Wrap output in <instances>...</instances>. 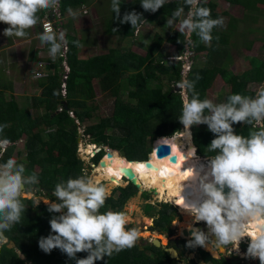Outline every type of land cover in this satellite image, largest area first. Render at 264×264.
I'll use <instances>...</instances> for the list:
<instances>
[{
  "label": "trees",
  "instance_id": "1",
  "mask_svg": "<svg viewBox=\"0 0 264 264\" xmlns=\"http://www.w3.org/2000/svg\"><path fill=\"white\" fill-rule=\"evenodd\" d=\"M231 1L241 5L242 18L231 17L229 22L224 23L223 26L214 27L212 30L213 39L210 44H205L193 33V44L190 51L193 56L205 53V62L203 65L198 64L195 62V58L191 57V69L183 79L184 60L169 59L170 56L165 55L163 47L164 43L175 47V55L171 57L182 58L185 56V37L167 24L168 19H173V12L178 7H183L184 14L187 15L190 9L185 0H171L170 3L165 4L154 13L146 12L141 6V0H121V18L125 12L135 10L143 14L146 20L143 23L159 26L164 35L155 34L151 44L148 45L146 54H137L128 47L135 42V32L141 24L135 29L132 28L130 22L121 24L118 19L114 18L115 13L112 11V17L107 23V34L111 37L118 36L122 44L109 49L105 54L88 58L81 57L79 46L73 43L78 41V35L76 37L68 35L64 29V23H67L66 12L69 9L73 10V8L85 5L86 1L59 0V11L62 18L56 21L55 25L59 28L56 31L61 29L65 33L67 51L64 55L58 54L55 58L48 55V57L37 59L47 63L46 69L51 72L45 78L37 80L40 94L36 98V103L43 108V112L34 115L27 108L22 107L12 94V84L0 88V125L8 124L0 138L7 137L12 144L0 157V163L10 157L14 158L13 144L24 137L23 147L34 158V162L27 163L25 169L30 174L38 175V183L33 185L34 187L53 193L56 184L61 181L66 182L69 178L88 176L83 174L82 162L78 159L76 151L80 145L79 127L93 118V110L97 108L94 106L88 108L89 102L93 101L95 96L94 79H98L103 92H107L114 99V107L110 116L101 118L96 124L87 125L82 135L89 138L91 144L99 145L97 146L98 154L96 153L97 155L95 154L96 156L92 160L95 166L99 162L100 165L105 161L113 164L106 166V170L109 168L120 169L119 166L124 164V156L133 162L146 161L148 154H155L159 145H167L174 133L181 132L183 124L179 117L182 115V98L181 93L175 89L176 83L185 79L195 81V91L201 100L208 99L207 92L217 78L229 86L226 100L229 95L236 93L254 96L255 93L250 91L248 86L250 84L264 85V61L257 62L256 59H251L249 69L235 75L230 71L228 59L231 50L239 48L248 50L252 45L253 39L250 38V35L257 34V29L253 25L260 18L259 5H264V0ZM201 5L210 9L208 0H201ZM47 13V10H42L37 15L41 19ZM225 15L224 12L222 16ZM244 15L249 19L251 26L243 27L238 31L239 21H243ZM47 17L54 16L48 13ZM210 18H220V15L211 10ZM173 20H179V18ZM113 28L117 31H114ZM214 35L222 36L223 42L217 44ZM237 35L242 36L240 40H236ZM245 35H248L250 39L243 37ZM31 57L32 51L29 52L28 60ZM63 61L71 69L66 83V97L62 95ZM163 77H166L167 82L171 83L168 90L163 88ZM124 79H127L133 88L128 93L127 99L121 96L120 91V83ZM151 82H155L156 86H150ZM6 91L9 92L8 98L5 97ZM161 96L164 98L157 102L156 98ZM63 102L67 104L68 112L64 109ZM71 113L75 119L71 117ZM233 128L237 134L243 136H248L251 131L257 130L255 125L241 123L234 124ZM46 132L47 139L44 138ZM191 135L197 154L210 160L215 153L208 152V146L215 138V134L208 129L207 125L201 124L191 127ZM148 149L150 150L148 151ZM101 151L105 152V155ZM119 163L121 164L119 165ZM36 168L39 169V172ZM203 168L208 169V161L204 160ZM119 175L116 180L121 178V172ZM103 176H107L106 180L109 182L114 180L104 172ZM101 179V177L98 178L97 182ZM113 183L118 184L115 181ZM113 188L116 187L113 186ZM115 193L117 196L114 195ZM134 193L139 195L140 190L130 184L125 188H117L107 198L100 211H121ZM24 203L26 207L21 222L13 225L9 235L8 242H13L15 248L8 250V243L0 245V264H76L75 259L69 258L58 248L53 249L50 253H45L39 247L41 237L54 234L51 232L50 220L53 216H59V213L49 212L48 206H39L32 210L31 200L25 199ZM172 211L174 208L171 205L166 203L161 205L157 220L154 222V227L159 232L171 225L170 213ZM186 245L187 241L180 240L175 244L169 243L168 249H174L178 255H182L188 249ZM189 249V253L196 252L204 264H230L223 258L210 257L200 247L196 249L189 247ZM17 252L24 256L25 261L19 259ZM76 256L77 259L84 258L87 253L79 252ZM170 262L168 253L162 249L154 248L151 244H146L142 245V249H139V246H134L119 253H113L110 257L96 261V264H170ZM188 264L197 263L192 260Z\"/></svg>",
  "mask_w": 264,
  "mask_h": 264
},
{
  "label": "clouds",
  "instance_id": "2",
  "mask_svg": "<svg viewBox=\"0 0 264 264\" xmlns=\"http://www.w3.org/2000/svg\"><path fill=\"white\" fill-rule=\"evenodd\" d=\"M170 2L171 0H141V6L146 12L154 13ZM185 3L190 10L180 20L176 30L185 37L184 53L188 55L187 49L193 44V33L205 44H210L213 28L223 26L224 20L210 18L211 10L202 6L201 0H185ZM121 4V0H111L114 18L121 24L130 22L135 29L146 21L143 14L135 10L125 12L121 18ZM58 7L59 0H0V22L8 25L3 34L6 37H26L27 30L35 27L40 21L37 13ZM69 12L74 18L79 16L78 12L71 9ZM183 13L184 8L178 7L173 12V19L181 17ZM167 24L172 27L173 21L167 20ZM113 30L117 31L115 28ZM40 39L50 45L49 53L53 58L58 54L64 55L67 51L63 30L57 33L51 26L44 25ZM73 43L79 46L78 41ZM38 62L44 61H36L34 76L36 72L47 71L46 66L44 70L39 68ZM65 65L67 63L63 61L62 93L63 76L67 73ZM179 88L182 90V115L179 120L185 129L183 134L190 136L191 127L201 124L207 125L215 134L208 146V152L215 155L211 156L210 160L205 158L208 160V170L200 177L196 198L184 202V198L179 194L183 200V210L194 217L193 223L200 222L199 225H204L205 222L209 229L206 233L193 227V224H188L191 239L187 241L186 246L221 249L222 245H231L239 252V244L242 238L247 236L250 237V243L247 244L246 257L258 258L260 264H264V85L259 87L254 96L231 94L226 102L222 103H214L207 98L201 100L195 91V81L185 79L179 84ZM66 95L67 92L63 94L64 97ZM71 117L75 119L74 115ZM237 123L255 125L257 130L251 131L248 136L237 134L233 128ZM77 124L79 125L78 122ZM7 127V123L0 125V136ZM176 133L173 134V139ZM10 143L7 137L0 138V157L12 146ZM96 155L87 157L92 161ZM149 155L144 163L149 162ZM80 156L84 155L77 147V157ZM93 168H96L94 164ZM25 171L24 164L18 163L15 158L10 157L0 163V245L7 242L4 232L21 222L26 207L24 194L38 183L36 173L26 175ZM128 185L129 183L126 186ZM225 188L228 189L227 192ZM182 189L183 185L181 192ZM53 195L60 202L43 199L44 203L48 205L49 212L61 214L53 216L50 220L51 232L54 234L39 240V247L45 253L58 248L69 258L75 259L76 264H96V261L103 260L104 257L134 247L139 239L138 230L127 227L126 212L100 211L109 192L104 182L97 183L95 176H80L69 178L66 182L61 181L56 184ZM40 201L41 199L35 200L34 205ZM167 204L176 208L169 202ZM64 209L66 212L62 211ZM250 227L254 228L255 232H249ZM213 235L216 237L215 241L211 238ZM247 237L246 240H249ZM79 252H86L87 256L77 259L76 254Z\"/></svg>",
  "mask_w": 264,
  "mask_h": 264
},
{
  "label": "rangeland",
  "instance_id": "3",
  "mask_svg": "<svg viewBox=\"0 0 264 264\" xmlns=\"http://www.w3.org/2000/svg\"><path fill=\"white\" fill-rule=\"evenodd\" d=\"M85 5H81L77 8H73L72 11L78 12V17H73L69 11H67L65 14L66 24L64 23V29L66 34L73 35L76 37L78 35V42H79V52L81 54V57L88 58L95 55H101L105 54L109 51V49L113 47L120 46L121 40L118 36H109L107 34V23L112 17V9H111V0H85ZM130 1V0H129ZM239 1V0H237ZM210 9L219 14L220 18H223L224 23H228L229 19L231 17H239L242 18L243 16V9L241 8V5L238 3H233L231 0H208ZM85 7V10L83 7ZM261 9V14L258 22H256L253 26L257 29V34L250 35V38L253 39L252 45L249 47L248 50L245 49H237V50H231L230 56H229V63H230V71H232L235 75L240 74L244 70H248V61L250 59H257L260 61H264V5H259ZM226 13L225 16H222L223 13ZM40 13V12H39ZM38 14V13H37ZM186 15L183 13L181 17H179V20H173V29H177L179 27L180 20H182ZM245 16V15H244ZM64 17V16H63ZM62 16L57 15L55 18L56 21L61 20ZM240 25L238 26V31L241 30L243 27L251 26V23L247 16L243 19L242 22H240ZM40 24V23H37ZM33 29H29L28 35L24 38H28L29 45L33 48H37L41 46L40 42V33L41 29L37 27L35 29V34L32 31ZM61 30V29H60ZM59 31H57L58 33ZM161 34L164 35L162 29L159 26L156 25H150L149 23H142L141 26L136 30L135 32V42L130 45V50L134 51L137 54L145 55L148 49V45L151 44V41L155 34ZM242 36L237 35L236 40H240ZM245 38H249L248 35L243 36ZM214 40L217 44H220L223 42L222 36L220 35H214ZM7 39V44L8 40ZM43 47V46H42ZM4 47L1 46L0 49H3ZM64 51V50H62ZM175 47L164 43L163 52L165 55L170 56L169 59H171L172 55H175ZM188 55L187 57H194L195 62L198 64L203 65L205 62V53H201L198 56L195 54L193 56V53L190 51V48L187 49ZM14 54L9 51H3L0 52V88L6 87V85L12 84V94L17 98L20 105L24 108H27L29 111L34 113V115L39 114L40 112H43V108L39 107L36 103V98L40 94V87L37 84V80L34 78V72L37 69V66L34 67V65H31L30 67L24 64L20 59H14ZM23 59L28 57V52L26 50H22V53L20 54ZM50 55L49 50L44 51V54L42 53V56L48 57ZM185 56V57H186ZM14 60V61H13ZM31 61H29L28 64H30ZM190 62H192V58L190 59ZM63 63V62H62ZM36 64V63H35ZM30 68V69H29ZM29 69V70H28ZM46 73H50L49 70L46 71ZM184 78V77H183ZM184 80H182L179 83H182ZM162 84L164 90H168L171 83L167 82L166 77H163ZM94 85V92L95 96L93 101L89 102L88 108L91 107H97L95 110H93V118L87 122L86 124L80 125L78 130V138L80 141L79 145V151L82 155L94 156L99 148L97 146H91V140L87 137H83V130L87 125H93L96 124L101 118H105L111 115L112 108L114 107V99L109 96L107 92H103L102 88L100 87V82L98 79L93 80ZM150 86L155 87L156 83L151 82ZM260 86L256 84H251L248 89L250 91H253L256 93V91L259 89ZM133 89L129 81L127 79H124L120 83V91L121 96L124 99L128 98V93L130 90ZM175 89L178 93H181V89L179 87L175 86ZM229 90V86L227 84L222 83L218 78L216 79V82L213 84V86L208 90L207 96L208 99L212 100L214 103H222L226 101V93ZM64 93H62L63 95ZM5 97H9V92L6 91ZM164 98V96L157 97L156 101H160ZM182 98V97H181ZM185 129L183 127L181 135L176 134L175 139H172L167 143L168 146L171 145H182L183 142V133ZM109 133V131H108ZM44 138L47 139V132L44 134ZM24 137L20 139L18 142L14 143V152L13 156L17 160L18 163L24 164V166L27 163L34 162L33 156L28 153L24 146ZM154 141V140H153ZM88 146V147H87ZM153 146V142H152ZM85 150V151H84ZM89 150V154L86 155V151ZM150 149H148L149 151ZM18 153V155H17ZM105 153V152H104ZM77 154V151H76ZM197 154V153H196ZM102 155V154H101ZM100 155V156H101ZM105 155V154H104ZM126 157V156H125ZM127 158V157H126ZM204 158V157H203ZM128 159V158H127ZM126 159V160H127ZM205 159V158H204ZM208 159V158H207ZM82 168L86 170V175L88 176H95L97 179L102 178L99 182H104V185L106 186L109 196L112 194L114 190L117 188H125L128 182L126 179L128 176H126V173H122V178L119 180H116L118 178V175L116 178H112L114 180H111L110 182L106 180V177L103 176V173H98L96 171V168L99 167V163L96 166L95 170L92 168L93 164L92 161L88 158L82 159ZM125 160V159H124ZM203 161V159H201ZM101 161V160H100ZM109 165H112L109 163ZM99 169V168H98ZM26 170V169H25ZM37 172H39V169L36 168ZM88 170V171H87ZM108 170H114V169H108ZM108 170L105 169L104 173L107 174ZM26 175H29V171H25ZM123 178L125 180H123ZM139 181V179H137ZM117 182L118 184H115L113 182ZM97 182V183H99ZM111 186H107L108 184ZM140 183V182H139ZM116 187V188H113ZM117 196V193L114 194ZM108 196V197H109ZM24 200H31L32 202V210H34L36 207L39 206H48L44 203L43 199H49L50 202H55L53 198L47 197L43 193L37 192L32 194H24ZM41 199L39 204L34 205V201ZM58 202H60L58 200ZM167 204V200L165 197H159L156 195L153 191L147 190L145 187L140 189V194L135 195L133 194L132 198L123 206L121 211H124L128 214V228H135L139 232V239L137 240L135 246H139V249H142V245L150 244V240L154 238H158L159 235L162 236V241L166 242L165 247L168 248L169 243L175 244L180 240H183L182 237H186L188 239H185L188 241L191 239V235H188V224H193V227L198 228L199 223H193L194 217L189 215L186 211L183 210L182 207L179 206V208L182 210H178L174 208V211L170 213V217L172 218L171 225L168 227L166 226L165 229L162 232H159L157 228L154 227V222L157 220L158 212L160 211L161 205ZM170 203V202H169ZM172 204V203H171ZM175 204V203H174ZM170 205V204H169ZM173 205V204H172ZM66 212V209L62 210ZM61 213H59L60 215ZM177 222V223H176ZM176 223V224H175ZM205 226V232L207 233L209 231L208 226L204 224ZM13 228V226H12ZM11 228V230H12ZM168 228V229H167ZM11 230L4 232V237H6L7 241H9V235L11 234ZM143 235H145L147 238H144ZM175 238H179L177 240H174ZM182 238V239H180ZM212 240L215 241L216 237L213 235ZM159 240V239H157ZM250 243V240H246V237H243L240 244H239V252H237L235 249L232 248L231 245L227 246H221L220 248H205L197 246L193 249H196L200 247L204 252H207L208 255L214 259L223 258L227 262H236L237 264H260V261L258 258H248L246 257L245 253L247 251V244ZM245 248H244V247ZM124 251V250H123ZM190 249L185 250L184 254L178 255V259L176 261V264H188L189 261L194 260L197 264H204L203 261L200 260L199 255L196 252H193V254L189 253Z\"/></svg>",
  "mask_w": 264,
  "mask_h": 264
},
{
  "label": "bare ground",
  "instance_id": "4",
  "mask_svg": "<svg viewBox=\"0 0 264 264\" xmlns=\"http://www.w3.org/2000/svg\"><path fill=\"white\" fill-rule=\"evenodd\" d=\"M176 134L181 135L182 133ZM182 137L184 139L183 142L185 141L182 145L173 144L169 146L170 155L162 158L156 157V154L149 155L148 160L150 167H146L144 162L124 160L123 166H119L123 161L119 163V165H114L117 167L119 166L120 169L108 170L107 175L116 178L120 172L121 177L123 175L122 173H126V176H128L126 181L128 183L132 182L135 188L140 190L145 187L147 190L153 191L159 197H165L167 202L172 203L178 210H181L179 206L182 207V203H177V200H182L179 194L184 198V202L196 198L200 177L205 172V168H203L204 160L208 161L196 154V148L192 144L191 135L188 136L183 134ZM85 154L88 155L89 150H87ZM172 157L174 160L171 159ZM201 159H203V161ZM109 163L108 161L101 163V167L99 169L96 168L97 174L104 172L106 166L113 165H109ZM186 172L190 173L187 178L185 175ZM137 179H139V181ZM181 185H183L182 192ZM225 189L228 191L227 188ZM204 224L206 223L204 222ZM248 231L255 232V229L250 227ZM144 236L145 235H143V237ZM147 237L145 236L144 238ZM247 238L250 240V237ZM157 239L160 240L162 246L166 245V242L162 241L161 235H159Z\"/></svg>",
  "mask_w": 264,
  "mask_h": 264
},
{
  "label": "crops",
  "instance_id": "5",
  "mask_svg": "<svg viewBox=\"0 0 264 264\" xmlns=\"http://www.w3.org/2000/svg\"><path fill=\"white\" fill-rule=\"evenodd\" d=\"M40 22V21H39ZM8 27V25L4 24V23H0V47L3 46L4 48L3 49H0V52H3V51H9V52H12L15 56L14 59H20L24 64L22 65H26L28 67H30L31 65H34V67H36V61H38L37 59L38 58H45L44 56H42V53L44 54V51H47L49 50L50 48V45L48 44H45L43 43L41 40V46L40 47H37V48H33L32 49V46L29 45V37L28 38H18V37H10V39L8 40V44H7V39L8 37H6L4 34H3V30ZM39 27L41 29V25L40 24H37L35 27H33L32 31L35 34V29ZM41 32H42V29H41ZM43 46V47H42ZM22 50H26L28 52V57H29V52L32 51V57L30 58V60H28V57H26L25 59L22 58V56L20 55L22 53ZM81 56V54H80ZM34 58V59H33ZM14 61V60H13ZM30 62V64H28ZM250 61L251 59L248 61V67H249V64H250ZM256 61H260V60H257ZM30 69V68H29ZM28 69V70H29ZM249 69V68H248ZM245 71V70H244ZM251 85V84H250ZM249 85V86H250ZM248 86V87H249ZM261 87V86H260ZM105 146V145H104Z\"/></svg>",
  "mask_w": 264,
  "mask_h": 264
},
{
  "label": "built area",
  "instance_id": "6",
  "mask_svg": "<svg viewBox=\"0 0 264 264\" xmlns=\"http://www.w3.org/2000/svg\"><path fill=\"white\" fill-rule=\"evenodd\" d=\"M82 7L85 10V7L84 6H82ZM47 11H48L49 14L51 13L54 17H52V18L47 17V15H48V13H47L46 16H44L42 19H40V22L39 23L41 25L42 31L44 29V25H49L54 30H59V28L55 25V22H56V19L55 18L57 17V15H61L60 14V11H59V7H58V9H48ZM185 56L182 57V58L171 57V60H175V59H183L184 60L183 70H182L183 71V73H182L183 77L186 76V74L188 73V71L191 69V66H192V62H190V59L191 58L190 57H187V56L185 57ZM46 65H47V63H45V62H38V67L41 68V69H43V70L45 69V66ZM64 68H65V71L67 72L63 76V80H64L63 93L65 95L66 94V80H67V75L70 72V69L68 68L67 65H65ZM46 76H47V73L46 72H36L34 78H43V77H46ZM179 84L180 83H176L175 86L176 87H179ZM71 116H73V114H71ZM84 158H88V157L87 156H85V157L80 156L78 159L83 162L82 159H84ZM92 168H93V166H92ZM86 173H87L86 170H83V174L86 175Z\"/></svg>",
  "mask_w": 264,
  "mask_h": 264
},
{
  "label": "water",
  "instance_id": "7",
  "mask_svg": "<svg viewBox=\"0 0 264 264\" xmlns=\"http://www.w3.org/2000/svg\"><path fill=\"white\" fill-rule=\"evenodd\" d=\"M63 105H64V109L68 112V107H67L66 102H63ZM155 154H156V157H158V158H162V157L168 156V155H170V147L168 145H159L156 148ZM171 159L174 160L173 157ZM145 165H146V167H150V163L149 162H145ZM129 184L132 185V186H134V184L132 182H129ZM225 192H227L226 189H225ZM50 193L51 192H46V194H50ZM55 198H57V197H55ZM198 228L201 229V230H203L205 232V226L204 225H199ZM188 235H191V231L190 230L188 231ZM176 239L177 238H175V240ZM184 239H186V238H184ZM149 243L154 248L162 249L166 253H168L169 254V258L171 260L170 264H176V261L178 259V255H177V252L175 250H173V249H166L165 246H162L161 245L160 240H157V239H151ZM14 248H15V246H14L13 242H9L8 245H7V249L8 250H12ZM17 254H18L19 259L21 261H25V258H24V256L21 253L17 252ZM230 264H236V262H233L232 261V262H230Z\"/></svg>",
  "mask_w": 264,
  "mask_h": 264
},
{
  "label": "flooded vegetation",
  "instance_id": "8",
  "mask_svg": "<svg viewBox=\"0 0 264 264\" xmlns=\"http://www.w3.org/2000/svg\"><path fill=\"white\" fill-rule=\"evenodd\" d=\"M103 173V172H102ZM107 175V174H106ZM122 178V177H121ZM120 178V179H121ZM33 187V189H30L29 191H27L26 193L27 194H32V192H34V193H37V192H40V193H43L44 195H46L47 197H51V198H53L54 199V201L55 202H58V198H55L56 196L55 195H53V193L51 192V191H48V190H39L37 187H34V186H32ZM46 192H51L50 194H46ZM178 209V208H177ZM177 239H179V238H177ZM176 239V240H177ZM180 239H182V238H180ZM185 239L183 238V241H184ZM186 241V240H185ZM6 243H9L8 241L6 242ZM6 243H4V244H6ZM169 249H171V248H169ZM174 250V249H173Z\"/></svg>",
  "mask_w": 264,
  "mask_h": 264
},
{
  "label": "snow or ice",
  "instance_id": "9",
  "mask_svg": "<svg viewBox=\"0 0 264 264\" xmlns=\"http://www.w3.org/2000/svg\"><path fill=\"white\" fill-rule=\"evenodd\" d=\"M189 174L190 173H188V172L185 173L186 176L189 175ZM177 203H183V201L182 200H177Z\"/></svg>",
  "mask_w": 264,
  "mask_h": 264
}]
</instances>
